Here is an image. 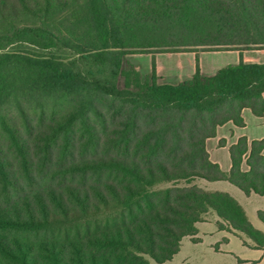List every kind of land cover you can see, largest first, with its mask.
<instances>
[{"label":"trees","instance_id":"trees-1","mask_svg":"<svg viewBox=\"0 0 264 264\" xmlns=\"http://www.w3.org/2000/svg\"><path fill=\"white\" fill-rule=\"evenodd\" d=\"M200 47L264 49V0H0V264L164 263L210 211L264 249L229 193L194 183L264 195V138L231 144L228 171L206 148L263 116L264 62L117 85L128 54Z\"/></svg>","mask_w":264,"mask_h":264},{"label":"rangeland","instance_id":"rangeland-1","mask_svg":"<svg viewBox=\"0 0 264 264\" xmlns=\"http://www.w3.org/2000/svg\"><path fill=\"white\" fill-rule=\"evenodd\" d=\"M207 49L200 47L195 51H159L128 54L122 64L117 85L120 89L128 88L132 91H137L139 86L149 82L152 73L156 74L158 82L176 83L185 80L194 73L196 64H198L197 55L201 52H205L203 54L204 59L207 57L209 59L205 60V72L210 73L203 72V74L213 75L219 68L229 64H236L229 63L232 62L228 58L229 56L221 52L226 50L216 52V50ZM255 49H242L239 51L246 50L249 52ZM198 182L200 184V186L198 185L199 187L203 186L205 188V185H208V187L212 186L211 182L202 179ZM216 183L235 188V186L228 184V182ZM236 191L243 195L239 190ZM242 202L250 218L257 220V223H262L258 222L260 220L257 216V210L264 209V196L253 195L252 198L245 197ZM211 213L215 215L214 212L210 211L207 215V222L202 223L198 230L197 237L200 241L194 243L188 237H185L180 251L174 258L161 264H243L245 259L252 258V251L246 249L243 245V240H246L243 235L238 236L229 232V239L224 241L226 237H224L223 232L218 231L215 222L211 218L209 219ZM261 226L264 227V223ZM150 264L159 263L150 259Z\"/></svg>","mask_w":264,"mask_h":264},{"label":"crops","instance_id":"crops-1","mask_svg":"<svg viewBox=\"0 0 264 264\" xmlns=\"http://www.w3.org/2000/svg\"><path fill=\"white\" fill-rule=\"evenodd\" d=\"M216 52H219V51H216ZM221 52L224 54H227V56H229L228 58L230 59V61H232L229 63H238L240 60H243L245 62H260V61L264 62V49H255V50H251L249 52L246 50L245 51L244 50L243 51L226 50V51H221ZM204 53L205 52H201V53H199V55H197L198 57L197 56H195V57H197V59H198V66H199L200 71L202 73L203 72L204 73H210V72H205V69H206L205 60H209V59H208V57L205 59L203 58ZM242 116H243V119L245 122L244 126L237 127L233 123L227 122V123H225V124H223L217 128L215 137H211V138H208L206 140V148H207V151L209 153L210 159L213 162L218 163L219 166L221 167V169H223L224 171H228L230 169V166H231V161H230V156H229V146L231 144L235 143L239 137L244 136L247 138L248 141H251L254 139L264 138V114H263V116H256L251 112V110L243 109ZM221 140H223L224 142L220 143ZM244 168H246V167L244 166ZM199 180H201V179H196L194 181V183L200 186V184L198 182ZM208 182H211L212 186L208 187V185H205V188H203V186H201V188H203L209 192L222 191V192L229 193L242 206V208L244 209V211L246 213L247 218L249 219V221H251L252 225L254 227H256V229H258L259 231L264 233V227L261 226V224L263 222L259 218L258 219L260 221H258V222H262V223H257V220H252L250 218L243 202H242V200L245 197H247V198L251 197L252 198V196L256 195V194H250L247 196L240 189H238L236 186H235V188H237V189H235V188L233 189V187H228L229 185L228 186L218 185L216 183V182L221 183V182H228V181L221 180V181H208ZM215 184H217V185H215ZM228 184H231V183L228 182ZM231 185H233V184H231ZM236 190H239L243 195H241ZM242 196H245V197H242ZM256 196L262 197L264 195H261V196L256 195ZM214 214H215V212H214ZM210 218L217 225V221L219 220L218 216L216 214L213 215V213H211L209 219ZM205 222H207V220L197 223V229L199 230L201 224L205 223ZM217 229H218V227H217ZM218 231L223 232L224 237H226V240H224V241H227L229 239L228 238V234H229L228 231L219 230V229H218ZM243 237L246 238L245 241L249 244V245H245L243 243L244 247L246 249H249L252 251V258L245 259L243 264H264V249L255 248L249 238H247L246 236H243ZM188 238L190 239V237H188ZM183 239H182V241H183ZM182 241H181V245H182ZM180 248H181V246H180ZM174 256H173V258H174Z\"/></svg>","mask_w":264,"mask_h":264}]
</instances>
